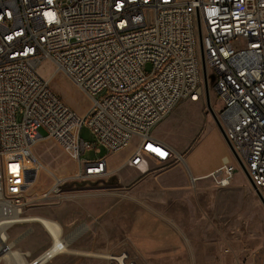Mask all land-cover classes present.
<instances>
[{"label":"built area","instance_id":"built-area-1","mask_svg":"<svg viewBox=\"0 0 264 264\" xmlns=\"http://www.w3.org/2000/svg\"><path fill=\"white\" fill-rule=\"evenodd\" d=\"M202 55L220 125L264 197V0H0V257L12 250L9 230L29 219L38 143L53 139L78 164L75 175L54 177L44 198L109 175L105 159L82 161L93 148L84 127L112 154L138 140L125 164L138 167L154 129L204 97ZM44 62L92 98L84 117L40 75ZM234 172L225 165L211 177L225 189ZM51 237L30 264L68 253L63 233L59 244ZM98 259L138 264L126 252Z\"/></svg>","mask_w":264,"mask_h":264},{"label":"rangeland","instance_id":"rangeland-1","mask_svg":"<svg viewBox=\"0 0 264 264\" xmlns=\"http://www.w3.org/2000/svg\"><path fill=\"white\" fill-rule=\"evenodd\" d=\"M151 70L148 65L146 71ZM39 73L78 116L92 108V98L64 73H56L51 63L44 62ZM209 91L218 115L221 107L211 83ZM40 134L47 136L44 130ZM152 137L145 147L149 156L144 166L126 168L122 163L138 140L112 154L84 127L81 138L93 148L82 161L108 159L114 165L105 178L77 187L68 184L49 198L44 195L54 177L75 175L78 164L53 139L38 143L35 155L43 169L30 191L32 205L25 218L54 219L70 243L68 253L49 264H106L98 256L123 252L138 264H261L264 206L209 113L205 89L202 100L181 104ZM223 163L235 169L229 188H220L209 176L192 178L193 167L207 171ZM81 230L72 240L71 235ZM9 234L12 240L28 236L16 246L28 260L52 245L51 234L38 223L20 224Z\"/></svg>","mask_w":264,"mask_h":264},{"label":"bare ground","instance_id":"bare-ground-1","mask_svg":"<svg viewBox=\"0 0 264 264\" xmlns=\"http://www.w3.org/2000/svg\"><path fill=\"white\" fill-rule=\"evenodd\" d=\"M42 169H43V166H42ZM211 176H209V177H211ZM26 222L27 223H29V222H31V223L32 222L33 223H40L54 237V239L57 242V244L60 243L59 235L62 234L63 232H62L61 225L58 222H56L54 219L45 218V217L41 218V217L34 216V217H30ZM86 230H87V228L83 229V231H86ZM81 233H82V230L76 232L74 235H71L72 236V240H74L78 236H80ZM6 235H7L6 236L7 237V241H9V239H10L9 233L6 234ZM24 240L20 241L18 244H20ZM9 244L12 247V250H11L10 253L2 255L0 257V262H5V264H27L26 259H25V261H23L22 258H21L22 255L24 257V253H22L21 251L19 252L17 250H14V244L15 243L14 244L9 243ZM18 260H20V261H18Z\"/></svg>","mask_w":264,"mask_h":264},{"label":"water","instance_id":"water-1","mask_svg":"<svg viewBox=\"0 0 264 264\" xmlns=\"http://www.w3.org/2000/svg\"><path fill=\"white\" fill-rule=\"evenodd\" d=\"M198 23H199V28H200V20L198 19ZM200 45H201V48H202V37L200 35ZM202 64H203V77H204V89H205V98H206V105H207V108H208V111L209 113L211 114V116L213 117L215 123L217 124L218 128L220 129L223 137L225 138V141L230 149V151L232 152L233 156L235 157V159L237 160L239 166L242 168L243 172L245 173L246 177L248 178L251 186L253 187L255 193L257 194L258 198L260 199L262 205L264 206V197L262 196V194L260 193V191L257 189V187L255 186V184L253 183V181L251 180L248 172H247V169L244 165V163L242 162V160L239 158L238 154L236 153L235 149L233 148L232 144L229 142V140L227 139L226 137V134L225 132L223 131L221 125H220V122L218 120V117L215 113V111L213 110L212 108V105H211V99H210V91H209V81H208V74H207V67H206V63H205V60H204V56L202 55ZM90 182H83V183H72L71 185H74V186H81L83 184H88ZM70 185V184H69Z\"/></svg>","mask_w":264,"mask_h":264},{"label":"crops","instance_id":"crops-1","mask_svg":"<svg viewBox=\"0 0 264 264\" xmlns=\"http://www.w3.org/2000/svg\"><path fill=\"white\" fill-rule=\"evenodd\" d=\"M183 104V103H182ZM181 105V104H180ZM179 105V106H180ZM178 106V107H179ZM177 107V108H178ZM176 108V109H177ZM135 153V150L132 152V154L127 158V160L125 159L124 160V162L122 163L123 164V166H125V164L128 162V160L133 156V154ZM147 156H149L148 154H146V151H144V153H143V161H142V163L141 164H143V166H144V164L146 163V158H147ZM106 161H107V163H108V159H105ZM140 164V165H141ZM192 164V163H191ZM114 164H109L108 163V169L110 170V166H113ZM138 166V168H141V166ZM193 166H195L194 164H192ZM225 165H227L226 163H223V164H221V165H216L215 167H213L211 170H207V171H201L200 169H198V168H196V167H193V171H194V176H192V178L194 179V178H196V179H204V178H206V177H208V176H211L216 170H218L219 168H221L222 166H225ZM126 168H128L129 166H125ZM132 167V166H131ZM209 178V177H208ZM37 217H40V216H37ZM42 218V217H41ZM29 223H31V222H29ZM33 223V222H32ZM38 224H40V223H38ZM41 225V224H40ZM17 226H19V225H17ZM42 226V225H41ZM9 237H10V239H9V243H11V244H14V250H16V245L20 242V241H22V240H24V239H26L28 236L26 235V236H24L23 235V237H20L18 240H12L11 239V236H10V234H9ZM18 241V242H17ZM17 251H19V250H17ZM20 252V251H19ZM22 252V251H21ZM45 252V251H44ZM43 252V253H44ZM22 253H24V252H22ZM43 253H41V254H43ZM26 254H24V257H23V255L21 256V258H22V260L23 261H25V259H26V262H27V264H30L32 261H34L35 259H33V260H28L27 258H26ZM63 256V255H62ZM61 257V256H60ZM59 258V257H58ZM58 258H56V259H58ZM18 261H20V260H18ZM54 261V260H53ZM52 261V262H53ZM1 263V262H0ZM51 263V262H50Z\"/></svg>","mask_w":264,"mask_h":264}]
</instances>
